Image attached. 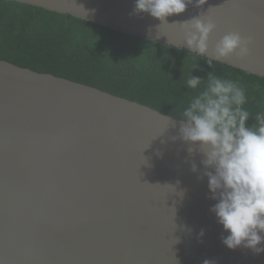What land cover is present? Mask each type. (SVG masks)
Returning <instances> with one entry per match:
<instances>
[{
    "label": "water",
    "instance_id": "1",
    "mask_svg": "<svg viewBox=\"0 0 264 264\" xmlns=\"http://www.w3.org/2000/svg\"><path fill=\"white\" fill-rule=\"evenodd\" d=\"M5 1L161 45L184 43L179 25L160 27L135 13V0ZM201 12L216 25L209 55L237 31L252 38L250 53L221 63L264 77V0H207L167 22ZM182 123L0 58V264H264V251L222 243L228 233L210 211L217 201L204 156L199 144L181 138Z\"/></svg>",
    "mask_w": 264,
    "mask_h": 264
},
{
    "label": "trees",
    "instance_id": "2",
    "mask_svg": "<svg viewBox=\"0 0 264 264\" xmlns=\"http://www.w3.org/2000/svg\"><path fill=\"white\" fill-rule=\"evenodd\" d=\"M0 58L95 86L179 117L195 92L185 81L209 72L239 80L248 123L264 111V77L172 46L42 8L0 0ZM197 65L195 69L193 67ZM193 69V70H192Z\"/></svg>",
    "mask_w": 264,
    "mask_h": 264
},
{
    "label": "clouds",
    "instance_id": "3",
    "mask_svg": "<svg viewBox=\"0 0 264 264\" xmlns=\"http://www.w3.org/2000/svg\"><path fill=\"white\" fill-rule=\"evenodd\" d=\"M206 2L135 0L134 12L149 14L161 22L160 27L179 25L183 45L168 39V46H186L190 54L206 58L210 67L213 61L222 62L232 55L248 56L252 38L237 31L223 35L209 55V36L216 25L203 12L188 20L167 22L168 17L184 13L188 5L201 8ZM185 84L195 94L179 115L183 121L179 131L185 142L199 144L203 153L210 198L217 201L210 211L228 233L221 237L222 243L232 250L242 246L260 253L264 251L258 247L264 241V111L249 124L245 88L239 80L223 78L213 71L206 79L191 72ZM203 264L214 262L205 260Z\"/></svg>",
    "mask_w": 264,
    "mask_h": 264
}]
</instances>
